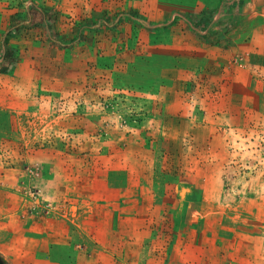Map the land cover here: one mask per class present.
Here are the masks:
<instances>
[{"label":"rangeland","instance_id":"1","mask_svg":"<svg viewBox=\"0 0 264 264\" xmlns=\"http://www.w3.org/2000/svg\"><path fill=\"white\" fill-rule=\"evenodd\" d=\"M6 46L11 264H264V0H0Z\"/></svg>","mask_w":264,"mask_h":264},{"label":"trees","instance_id":"2","mask_svg":"<svg viewBox=\"0 0 264 264\" xmlns=\"http://www.w3.org/2000/svg\"><path fill=\"white\" fill-rule=\"evenodd\" d=\"M38 12L40 15V18L35 20L34 19V13L33 11L29 10L27 12V15L24 17H18L13 24L11 25L9 35H15V33L23 31L25 28H31L34 25H46L49 27V21L50 18H48V14L42 9L38 8ZM214 16L213 11H208V10H202L201 12H196V13H191L189 15V21L190 22H199V23H204L212 20ZM133 17H136L138 19H141L139 16V13L137 11L134 12ZM110 21L105 25V28H108L110 25ZM49 40L53 43L54 42V36L50 32L49 34ZM9 40L6 39V42ZM18 62V57L16 54V49L14 48H9L6 46V48L3 51L2 56L0 57V73H9L12 70L16 68V63ZM0 264H11L5 257L4 255L0 252Z\"/></svg>","mask_w":264,"mask_h":264},{"label":"crops","instance_id":"3","mask_svg":"<svg viewBox=\"0 0 264 264\" xmlns=\"http://www.w3.org/2000/svg\"><path fill=\"white\" fill-rule=\"evenodd\" d=\"M5 257V256H4ZM7 259V258H6ZM8 260V259H7ZM9 261V260H8ZM10 262V261H9Z\"/></svg>","mask_w":264,"mask_h":264}]
</instances>
